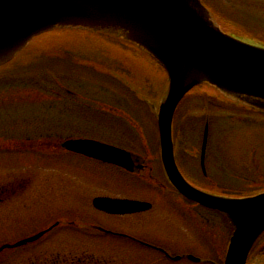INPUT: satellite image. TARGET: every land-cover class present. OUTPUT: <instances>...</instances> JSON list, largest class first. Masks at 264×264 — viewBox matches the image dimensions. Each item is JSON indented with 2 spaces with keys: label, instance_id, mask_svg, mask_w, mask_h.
I'll list each match as a JSON object with an SVG mask.
<instances>
[{
  "label": "water",
  "instance_id": "95a60500",
  "mask_svg": "<svg viewBox=\"0 0 264 264\" xmlns=\"http://www.w3.org/2000/svg\"><path fill=\"white\" fill-rule=\"evenodd\" d=\"M62 30L90 31L122 40L151 56L166 71L165 92L158 105L152 106L165 176L188 200L226 216L234 232L225 264H247L264 234V192L227 198L189 184L175 161L173 121L185 96L202 85L229 102L264 112V45L225 33L201 0H0V67L36 37ZM207 141L208 126L203 155ZM62 147L130 173L136 168L132 153L100 142L71 140ZM94 206L120 215L150 208L146 203L112 199H96Z\"/></svg>",
  "mask_w": 264,
  "mask_h": 264
},
{
  "label": "flooded vegetation",
  "instance_id": "af4514ba",
  "mask_svg": "<svg viewBox=\"0 0 264 264\" xmlns=\"http://www.w3.org/2000/svg\"><path fill=\"white\" fill-rule=\"evenodd\" d=\"M124 103L129 104L126 101ZM109 105L111 107L106 108V113L109 116L114 115L113 104ZM92 107L98 108L99 103ZM120 108L118 113L127 119L129 111L121 106ZM180 110L181 108L178 116ZM255 112L256 115L253 116L264 120V114ZM206 113L203 112L206 123L210 125L211 112L206 110ZM175 120V159L187 182L213 195L240 197L230 196L227 187L225 191L216 192L202 184L211 187L209 172L211 167L218 165L223 151L211 143L213 132L209 134L208 147L203 158L204 134L194 129L190 143L185 144L183 137L187 136V132H184L183 127L179 129L177 117ZM194 125L197 128V124ZM62 137L66 141L82 138V135L64 133ZM113 137L120 139L119 134ZM122 140L126 141L123 135ZM109 144L120 147L125 143ZM127 150L132 153L136 165L131 173L62 150L61 160L70 163L66 166L78 170V159L81 162L86 160L97 164L101 170L116 171L126 180L120 181L118 186L107 182L87 188L72 181L53 182L54 186L53 183L50 184L52 187L44 186L40 193L43 200L38 199L35 204L32 197L27 206L25 205L28 211L39 212L38 216L27 222L23 221L25 213H20L17 205L24 199V192L31 188L27 185H34L35 182H0V217H12L11 227L0 228V232L6 234L15 226L30 228L26 233L14 234L13 239L0 238V264H224L228 247L224 230L227 225L226 218L186 199L173 189L163 173L157 151L153 155H147L146 151ZM65 163H61L62 169H65ZM220 163L221 160V166ZM67 198L71 200L68 205ZM96 199L137 201L150 205V208L132 214H110L95 208ZM86 200H90L92 212L82 216L81 207L83 202L87 204ZM7 211L11 214L6 215ZM14 221L18 223L14 224ZM216 223L217 226L212 227ZM36 237L33 242L23 243Z\"/></svg>",
  "mask_w": 264,
  "mask_h": 264
},
{
  "label": "rangeland",
  "instance_id": "374dc122",
  "mask_svg": "<svg viewBox=\"0 0 264 264\" xmlns=\"http://www.w3.org/2000/svg\"><path fill=\"white\" fill-rule=\"evenodd\" d=\"M209 1V4L211 6H213L214 8H219V0ZM223 4H225L228 8L227 12L231 17H234L235 19L243 23V26L238 29L235 28L236 26L223 22L225 26H222V28L227 33L237 37V34H239V32L250 29L252 30L250 32L251 35L257 37L258 39H263L260 41L264 42V0H226ZM230 8L232 10H230ZM76 37V35L57 34L56 32L46 34L34 40L28 47L27 52L30 54L33 51L37 52L38 50L47 52L51 49H54L55 47H58L66 41L67 43L72 42ZM79 42L80 44L88 45L86 46V51L88 53H97V56H101L99 54L103 53L102 56H104L105 59L108 60V62H112V60L108 58L110 57L108 53H112L114 55V58L117 57V51H104L103 49H101L100 47L102 46V44H106V42L98 38H81ZM91 57L92 55H90V58ZM141 57L138 56V58L141 60H139L140 64L145 67L144 71L148 74L149 78L151 77L152 83L157 86V79L163 81V78H165L164 73L160 69H153V66L155 65L150 58H147V56L145 57L144 55H141ZM131 58L135 60L133 56H131ZM126 60L127 62H129L128 59ZM98 61L100 62V57ZM15 63L16 62L12 64L15 67L11 65L0 69V76H13L18 78H22L24 76H26L27 78L39 77L42 74L41 72H43L42 70H39V65L34 66L35 70L33 71H17L16 67L18 63ZM116 63L118 64V62H115V64ZM57 72H59V69H57ZM142 76L143 74L139 73L137 75L138 79L131 80V84L134 88L138 89L142 87L140 83V80L143 78ZM99 80L100 79L96 78L95 82H98ZM90 83L91 80H89L88 78L87 82V79L85 77L80 83L81 86L74 84V89L78 93H83L84 96L89 100L93 99L95 90H98V92H95L98 93L99 97H101L103 100H107L111 96L110 91L99 89V87ZM160 88L161 86H158L156 88V95L160 92ZM40 90L41 89H34L31 85L26 84L21 85L18 88H11L6 92L0 93V136L3 138L0 139L2 142L4 141V138H7V135H9V133H12V131V136L15 137L20 136L21 134L23 136L32 133V130L30 131L28 129V126L25 124V120L29 121V119L34 114H37L38 112L36 110L41 109V104L48 103L50 102V100H54V96L48 95L44 92H41ZM208 91L204 90V88H198L188 97H186L187 99L182 103L181 107L183 108L180 110L179 116L177 118V121H179L180 124L179 129L183 125L184 132H187V136L183 137L182 134V136H180L179 138L181 139L183 137L185 144L190 143V139H192L191 136L194 129H197L198 132L202 134V131H200V128H198L199 124L202 123V120L197 119L196 116H202L203 112L206 113V110L203 109L204 107L209 106L210 108L206 109L211 112L209 113L211 117V119H209L210 123L213 122L212 132L214 134V137L212 138L211 143L214 145L216 144L217 149H221L223 151L222 153L220 151L221 166L219 165V160L218 165L213 168L211 167L210 169L211 173L209 172V175L211 176V179L213 181H211V183L209 184V186L211 187L209 188L205 183L202 184L205 185L208 189L216 192H222L223 190L225 191L226 187L229 188L227 191L228 193L236 192L239 194L264 190V120L248 113L236 110L235 107L229 106V104H226L224 102L223 104L217 103L222 102L221 100H218L215 103V101L211 98L213 97L212 93H214V95H218L217 92H209L211 93L210 95ZM199 94L203 96L206 95L207 98L202 99L199 96L195 100L194 98ZM129 99H133V105L135 106V97L132 96ZM113 100H116V96ZM29 104L39 105L37 108H32ZM46 107H48V105ZM45 109L46 115L50 119H54L59 114H55L56 109L54 108H44V110ZM75 113V110H72L70 112V110L64 107V115L61 116L64 120V123H90L91 126H89L88 129L92 130L96 135L104 137V140H106V138H113L114 134H119L121 141H125L122 140L121 131H119L116 126L111 123L106 117L99 119V122L96 125V121H93V118H90L92 120L78 119L75 116ZM132 115L133 118L129 117V119H126L122 117L117 110H115L112 117H117L125 121V123H127L132 128V133L134 134V136H132L131 138L134 137L133 139L135 140L133 142H129L128 144L132 149H140L139 151H146L145 153L147 155H153V151L155 150L154 148L157 147L158 138L156 127H154V124L150 122L149 119H145L143 117V113L142 115L139 113V109L138 111L132 110ZM182 115L183 118L181 120ZM137 116L138 118H135ZM185 122L187 126H185ZM196 123L198 124L196 125L197 128H195L194 125ZM39 126L44 127L41 125ZM68 126L71 125L68 124ZM35 127L36 126H33V128ZM43 130H45L46 132L49 131L50 133L57 132L55 135H52L51 138H56L58 137L59 133L61 134L64 132L60 130L59 125L53 126V123L52 125L50 124L48 126H45ZM37 152L40 154H44L45 151L40 149ZM17 156H9L4 152L0 153V182H35L34 185H29V187L31 188L24 192V199H21L18 202L19 204L17 205L19 207V210H21L19 212L25 213V216H23L24 222L32 220L39 214L37 210L28 211V209L26 208L27 202L30 201L32 197H34L33 202L35 201V204H37L38 199L42 198L40 193H42V191L44 190V186L52 187L50 184L53 182L55 183L60 180L67 182L72 181L87 188L107 182L116 184L118 186V183L120 181L126 180L116 171L109 169L101 170V168L98 167L97 164L81 162L80 159H78L76 163L77 165L79 164L78 170H76L75 168L66 166L70 165L68 161H66V163L58 159L48 161L46 159H43V157L41 156H30L29 154H26L24 157ZM61 163H65V169L61 168ZM54 183L53 186L55 185ZM216 184L218 185L214 186ZM68 197L70 198L69 194ZM69 198H67L66 201L67 205L68 201H71ZM86 202L87 204L83 202L81 207V211H83L82 216L85 213L92 212L90 200H86ZM10 214L11 212L7 211L6 215ZM0 218L1 229L11 227L12 217L3 216ZM13 223L16 224L18 223V221H14ZM217 224L218 223L213 224L212 227H216ZM218 227H220V225ZM225 228L226 229L224 230H226L228 246L232 231L228 224L225 225ZM27 229L30 228L15 226L6 234L5 232H0V238L13 239L15 236L14 234L26 233L28 231ZM248 264H264V237L256 245L253 255L250 257Z\"/></svg>",
  "mask_w": 264,
  "mask_h": 264
},
{
  "label": "trees",
  "instance_id": "16d2710c",
  "mask_svg": "<svg viewBox=\"0 0 264 264\" xmlns=\"http://www.w3.org/2000/svg\"><path fill=\"white\" fill-rule=\"evenodd\" d=\"M206 5L212 10L214 14H216L217 18L219 19L220 23L224 25V23H229L233 26H236L235 28H241L240 24L238 23V20L235 19L234 17H231L229 13L227 12V7L224 3L226 0H219L220 5L219 8H214L209 4V0H203ZM212 1V0H211ZM214 1V0H213ZM230 10H232L230 8ZM224 22V23H223ZM246 28V27H245ZM244 30V29H243ZM252 30L246 29L244 31L239 32L237 36L239 38L248 40L252 44H263L264 42H258L259 40L257 37H254L253 35L250 34ZM57 34H70V35H76L77 37L75 40H73L70 43L64 42L63 44L59 45L58 47H55L54 49H51L47 52H42V50H38L37 52L33 51L31 54L30 53H25L23 54L18 60L20 61L19 64L21 67L16 69L17 71H24V70H35L34 66L39 65L40 69L43 72L39 77H13V76H0V93L1 92H6L8 89L11 88H18L21 85H31L33 87H36L38 89H41L50 95H57L59 92H62L61 86L65 84V80L60 77L59 72H57V69L61 70L56 66L57 62L63 61H68L69 63L72 64V62L82 64L83 66H88V67H94L90 62V55H93L94 53H88L86 51V46L88 45H83L80 44L79 40L81 38H98L100 40L107 41L105 37L99 36V35H94L92 33L88 32H80V31H63V32H56ZM242 33V34H240ZM70 37V36H69ZM66 40V39H65ZM263 40V39H260ZM258 42V43H257ZM114 44V43H113ZM117 46V45H114ZM108 47V44H102L100 48L103 50ZM68 72L71 71V73H75L76 75L82 76V71L81 69H75L72 68L71 70H67ZM109 72V71H107ZM52 90H50V87ZM57 112H62V109L58 106L56 107ZM35 118L42 116L43 112L39 111L37 114H34ZM38 123V122H37ZM44 123V122H42ZM116 125V127H118ZM41 131V130H37ZM40 142L41 146L44 143V140L38 138V139H30V138H23L20 139L16 142V147L22 148V144L24 143H37Z\"/></svg>",
  "mask_w": 264,
  "mask_h": 264
}]
</instances>
